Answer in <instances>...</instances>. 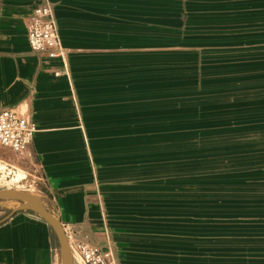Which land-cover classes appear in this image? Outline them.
I'll return each instance as SVG.
<instances>
[{
  "label": "crops",
  "instance_id": "obj_1",
  "mask_svg": "<svg viewBox=\"0 0 264 264\" xmlns=\"http://www.w3.org/2000/svg\"><path fill=\"white\" fill-rule=\"evenodd\" d=\"M44 4L63 59L28 45L25 17ZM228 86L235 117L251 122L239 138L250 140L219 145L218 194L257 205L264 0H0V108L36 124L22 158L3 148L0 157L31 163L45 207L76 236L113 250L118 264H210L211 225L195 214V191H204L194 185L193 146L179 148L193 131L179 129L178 106ZM11 211L0 218V264H59L50 225L33 210ZM223 217L234 221L216 224V248L240 255L236 264H264V212Z\"/></svg>",
  "mask_w": 264,
  "mask_h": 264
},
{
  "label": "rangeland",
  "instance_id": "obj_2",
  "mask_svg": "<svg viewBox=\"0 0 264 264\" xmlns=\"http://www.w3.org/2000/svg\"><path fill=\"white\" fill-rule=\"evenodd\" d=\"M209 85L211 86V84ZM214 91H217V93L210 97H205L203 100L197 99L195 101H189V103L179 100V129L193 131L192 137L190 133L186 137H179V148L181 146H193L194 159L192 169L195 177L194 185L195 187H199V191H204L202 195L201 193L197 194L195 191V214L197 216L202 214L206 215L205 219L211 225L210 229L206 230L210 233L209 236H211L210 264H236L239 257H241L240 255L235 254L233 250L223 252L216 248L218 244H221L216 236L218 231L216 224L234 221L233 218L223 217V215L238 213L241 209L243 212H247L255 208L258 213H262L264 212V201L258 199L257 205H250L256 203H251V201L245 198L246 200L242 201L240 205L239 202H235L237 199H235L232 191L218 194L219 185L217 184V173L221 169L220 163L221 157H223L219 153L223 147L219 148V145L234 146L246 144L245 142L249 141L250 138H239V132L244 130L243 132L249 133V125L251 122L248 119V115L240 114L241 116L235 117L239 114L237 110L239 111L240 108L239 106L235 107L236 99L233 95L234 91L232 90V86ZM213 92L211 90L208 91L209 94ZM219 93H224L226 97H217ZM204 94H206L205 91ZM258 139L260 141V138ZM227 149L230 148L226 147V160L230 157L233 159L232 149H230L231 152L229 153ZM260 156L264 158V155H259V160ZM179 157L181 156L179 155ZM180 162L179 169L184 170L185 164H181ZM189 167L188 162V171ZM41 182V176L31 163L19 164L12 155L7 158L0 157V189H18L37 194L41 190ZM249 195V192H243V196ZM261 196L259 195V198ZM19 203L21 201L17 199H0V218ZM26 209L32 210L31 207H26ZM241 216H243L242 221L246 220L244 219L246 215L242 214ZM111 252L114 256L113 250ZM59 257V264H62L60 252ZM114 260L115 264H118L115 256ZM75 264L80 263L77 261Z\"/></svg>",
  "mask_w": 264,
  "mask_h": 264
},
{
  "label": "built area",
  "instance_id": "obj_3",
  "mask_svg": "<svg viewBox=\"0 0 264 264\" xmlns=\"http://www.w3.org/2000/svg\"><path fill=\"white\" fill-rule=\"evenodd\" d=\"M27 42L31 50L49 58L63 59V49L57 35L55 20L48 5L34 7L24 22ZM65 66V64H64ZM60 72H55L58 75ZM36 131V124L14 107L0 108V147L22 158ZM73 262L80 264H115L109 248H102L76 236L63 226Z\"/></svg>",
  "mask_w": 264,
  "mask_h": 264
},
{
  "label": "water",
  "instance_id": "obj_4",
  "mask_svg": "<svg viewBox=\"0 0 264 264\" xmlns=\"http://www.w3.org/2000/svg\"><path fill=\"white\" fill-rule=\"evenodd\" d=\"M0 199H17L21 201V203L12 209L9 216L26 207H31L53 230L58 242L62 264H73V258L63 226L58 217L45 207L40 195L18 189H0Z\"/></svg>",
  "mask_w": 264,
  "mask_h": 264
},
{
  "label": "bare ground",
  "instance_id": "obj_5",
  "mask_svg": "<svg viewBox=\"0 0 264 264\" xmlns=\"http://www.w3.org/2000/svg\"><path fill=\"white\" fill-rule=\"evenodd\" d=\"M4 189H9V188H4Z\"/></svg>",
  "mask_w": 264,
  "mask_h": 264
}]
</instances>
